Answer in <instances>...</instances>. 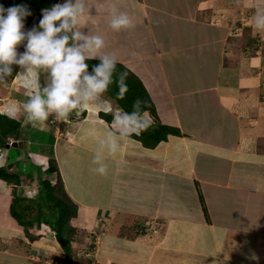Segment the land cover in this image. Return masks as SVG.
<instances>
[{"label": "crops", "instance_id": "crops-1", "mask_svg": "<svg viewBox=\"0 0 264 264\" xmlns=\"http://www.w3.org/2000/svg\"><path fill=\"white\" fill-rule=\"evenodd\" d=\"M88 3L81 31L101 35L100 54L114 55L142 80L156 107V116L148 111L151 126H174L182 135L169 134L154 148L124 138L119 152L109 153L100 141L114 131L112 113L120 107L106 91L61 124L52 116L32 123L29 148L12 154L8 145L0 146V166L23 173L18 191L39 186L36 168L55 158L78 204L72 244L81 251L92 248L85 237L94 230L98 264H264V28L254 23L264 0ZM113 10L126 12L133 25L111 29ZM22 82L16 75L0 83V91L6 90L0 93V113L22 119L27 129ZM15 100L18 116L1 110ZM165 104L167 109H160ZM97 153L108 166L105 175L94 171ZM15 156L22 169L15 168ZM30 161L37 166L30 165L34 175L24 169ZM13 188L0 178V264L63 261L65 252L50 225H35L27 233L12 215ZM103 218L107 231L99 245L96 230ZM125 225L136 236L123 234Z\"/></svg>", "mask_w": 264, "mask_h": 264}, {"label": "clouds", "instance_id": "clouds-1", "mask_svg": "<svg viewBox=\"0 0 264 264\" xmlns=\"http://www.w3.org/2000/svg\"><path fill=\"white\" fill-rule=\"evenodd\" d=\"M91 6L88 0H64L41 9L38 25L26 30L25 18L32 14L29 7L18 4L5 8L0 4V65H3L0 82L13 75L12 65L19 66L16 75L23 77L21 87L28 94L22 105L23 112L34 126L37 122L47 121L49 116L61 122L73 112L79 116L113 82L117 84L121 98L128 89L126 72H119L114 80L117 58L110 53L100 54L105 46L104 38L81 31ZM254 23L257 28H264V10H257ZM109 25L114 31H120L131 27L133 21L126 12L113 10ZM21 44L25 50L18 52ZM89 60H99L98 64L92 65L91 71ZM34 70L47 73V82L42 87L32 79ZM145 103L136 99L130 111L123 108L113 111L111 128L114 131H109L100 141L109 153L116 154L124 138L140 135L152 125L150 114L142 108ZM14 140L9 139L7 145ZM101 161L100 153L93 156L94 171L105 175L108 166Z\"/></svg>", "mask_w": 264, "mask_h": 264}, {"label": "trees", "instance_id": "trees-1", "mask_svg": "<svg viewBox=\"0 0 264 264\" xmlns=\"http://www.w3.org/2000/svg\"><path fill=\"white\" fill-rule=\"evenodd\" d=\"M56 3H58V0H0V4H3L5 8L18 4H24L29 7L32 14L25 18L26 30L30 29L33 25H38L40 19L36 22L34 19L38 15H41V9L50 8ZM88 63L89 71H91L92 65L98 64L99 60H89ZM0 67H3V65H0ZM12 67L13 75L7 77L3 82L11 81L16 76L19 66L12 65ZM116 68L117 73H114V80L119 72H126L128 89L123 95V98H121L118 95L119 88L117 84L113 82L107 90L109 96L116 100L120 108L129 111L132 109L133 102L136 99H140L146 102L145 105H142V108H146L147 111L156 116L155 104L142 80L123 64L117 63ZM39 74L43 76L44 72H39ZM100 115L107 121L111 120V116L106 115L104 112H100ZM31 126L32 122L27 126L28 128L26 127L27 129H25L22 119L0 113V146L6 147L9 138L23 140L26 145ZM169 134L182 135V132L179 128L174 126L159 125L158 127L150 126L147 130L141 132L140 135L134 134L132 137L140 140L144 146L154 148L161 141L166 140ZM27 157L29 156L27 155ZM44 171L55 173L56 177L54 181L49 177L46 179L41 178L39 182L40 192L38 195V198H41L39 200L38 198H27L18 194L17 187L22 183L23 173H21V171H14L10 170L7 166H0V178L14 187L11 213L19 223L24 225L26 232L28 233L29 229L35 225L41 226L42 223L50 225L55 231V236L65 252V258L69 261L72 259L73 255L71 243L76 233V229L72 224V219L77 215L78 204L67 192L55 158L49 159L48 165ZM27 175H32V170H30ZM18 206L20 207L18 208ZM54 210L57 211V214L55 213V215L50 216L51 212ZM29 236L33 235L30 234Z\"/></svg>", "mask_w": 264, "mask_h": 264}, {"label": "rangeland", "instance_id": "rangeland-1", "mask_svg": "<svg viewBox=\"0 0 264 264\" xmlns=\"http://www.w3.org/2000/svg\"><path fill=\"white\" fill-rule=\"evenodd\" d=\"M18 52H23L24 50H22L20 47H18ZM35 72H37L38 73V77L40 78V80L39 79H37V76H36V74H34V75H32V79L34 80V81H38V83H39V85H40V82L41 81H43V77L39 74V70H34ZM33 71V72H34ZM42 72H43V70H41ZM1 83V82H0ZM3 89H5V88H3ZM11 91H16L15 89H13V90H11ZM9 92V96H10V93H12V92ZM6 92V90H1L0 91V93L1 94H4ZM25 97L26 98H28V94H26L25 95ZM163 97H164V95L162 96V94L161 93H159V103H161L162 102V99H163ZM112 98V97H111ZM113 100L115 101L113 104H116V106L118 105L117 104V102H116V100L113 98ZM15 102L17 103L16 105L15 104H12L8 109H6L5 108V106H3V107H1V110L3 111H6V112H8L9 114H14V115H16V116H18V114H20L21 113V108H20V101L18 100H15ZM23 103V102H22ZM118 107H120L119 105H118ZM160 109H167L166 108V104L165 105H163V106H161L160 107ZM20 112V113H19ZM102 117V116H101ZM154 120V119H153ZM107 122H109V121H107ZM54 123H63V122H61V121H54ZM59 124V125H60ZM152 127H158V126H156V125H154V126H152ZM10 149L8 150V151H10L12 154H16V153H20L21 152V148H19V147H12V146H10L9 147ZM23 148V147H22ZM27 148H29V146H28V143L26 144V150H27ZM8 149V148H7ZM31 149V148H30ZM37 149H38V146H37ZM5 150H6V148H5ZM7 151V152H8ZM15 158H16V160H15V168H19V169H22V162H21V158L19 157V156H15ZM32 162L30 161V162H28L27 163V166L24 168L25 170H27V172H29L30 170H31V166H32V164H31ZM31 165V166H30ZM35 165V163H33V166L32 167H37V166H34ZM48 165V164H47ZM45 167H47V166H45V165H39V167H37L36 168V175H38V177L39 178H44V179H46L47 177H52V176H54V174L53 173H51V172H49V171H44L45 170ZM33 168V169H34ZM23 171V170H22ZM35 174V171L34 172H32V175H34ZM17 192H19L18 194H22V195H26L27 197H29V198H38L39 196V192H40V186H33V187H25V188H19L18 189V191ZM77 193L78 192H83V191H81V190H79V191H76ZM84 192H86V191H84ZM104 195H105V193H104ZM41 198V197H40ZM40 198H38V200L40 199ZM100 199H102V198H100ZM105 199H106V201H108V198H107V196L105 195ZM37 201V200H36ZM22 204V203H21ZM20 206H18V208H19ZM17 208V209H18ZM55 213L57 214V211L56 210H54V211H52L51 212V215L50 216H53V215H55ZM47 214L49 215V213L47 212ZM56 217V216H55ZM108 219V218H107ZM106 218H105V220H104V218L100 221V229L99 230H96V232L98 233V234H100V237H99V245H101V244H103V237H104V233L106 234V231H107V227H106V224H107V222H108V220H107ZM77 219H74L73 218V220H72V222L73 223H77ZM74 226V225H73ZM124 227V229L121 231V232H123V234H127L128 233V235H133V236H136V233L134 232L133 234H131L130 232L133 230L132 228H130L129 227V225H125V226H123ZM76 229V228H75ZM140 231V230H139ZM138 231V232H139ZM141 232V231H140ZM76 234V233H75ZM86 234V233H85ZM96 233H95V231L93 230V231H91V233H89L86 237H85V239H86V242L89 244V245H91L92 246V248H88V249H86L85 251H81L80 249L79 250H77L74 246H73V241H75L76 242V240H75V238H73V240H72V250H73V255H72V259L71 260H67L66 258L65 259H63V261H61L60 259H55V261L58 263V264H89L90 262V264H98L97 263V255H98V248L100 247H98V244H96ZM105 240V239H104ZM113 243H115V245H116V241L115 242H113ZM100 249V248H99ZM80 255H82V256H85L86 258H88L87 259V263H84L82 260H81V258L79 257ZM47 261H50V262H48L49 264H54L53 262H55V261H51V260H47ZM56 263V264H57Z\"/></svg>", "mask_w": 264, "mask_h": 264}, {"label": "water", "instance_id": "water-1", "mask_svg": "<svg viewBox=\"0 0 264 264\" xmlns=\"http://www.w3.org/2000/svg\"><path fill=\"white\" fill-rule=\"evenodd\" d=\"M24 147V141L23 140H14L11 144H8V147ZM12 166V164H10Z\"/></svg>", "mask_w": 264, "mask_h": 264}]
</instances>
